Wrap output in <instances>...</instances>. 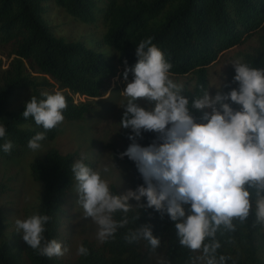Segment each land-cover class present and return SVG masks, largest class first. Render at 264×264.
<instances>
[{
    "label": "trees",
    "instance_id": "1",
    "mask_svg": "<svg viewBox=\"0 0 264 264\" xmlns=\"http://www.w3.org/2000/svg\"><path fill=\"white\" fill-rule=\"evenodd\" d=\"M50 2L74 20L101 21L105 27L101 42L108 46L109 53L86 47L81 40L54 36L45 18ZM261 29L264 0H0V55L5 57L4 61L0 57V124L6 127L5 137L0 138V159L15 155L17 147L28 146L36 132L44 131L33 118L24 119L22 115L32 96L41 99V92L60 91L67 101L65 119L82 120L90 111V104L74 102L73 94L87 98L104 95L119 71L135 65L136 47L148 37L153 38L172 64L170 74L193 76V88L184 86L183 93L191 100L208 88V67L218 56ZM242 61L264 68V33L260 34L257 46L243 54ZM234 75L233 69L223 92L238 86L233 82ZM193 114L202 115L195 110ZM58 130L59 125L49 130L44 141L54 140ZM125 130L131 134L130 129ZM142 135L143 139L138 140L144 146L156 138L151 132ZM9 140L13 148L5 153L2 146ZM122 152L113 151L112 158L129 167L135 189L143 180L133 161L120 158ZM79 158L76 153L50 148L29 163L31 178L43 187L35 213L51 217L46 225L47 239L59 241L61 207L67 191L76 182L71 165ZM85 163L91 166L89 161ZM110 188L121 194L115 187ZM5 191V184L0 182V201ZM255 199L253 191L249 217L243 223L235 220L234 232L217 233L221 243L218 255L230 257L226 264H264V224L256 219ZM141 202L146 204V198ZM129 203L134 207L128 213L130 223L107 242L96 245L83 240L89 255H77L74 259L41 256L14 231L7 237L9 223L0 213V264H148L155 254H159L156 264H199L196 257L200 253L180 246L175 222L166 214L161 217L153 209H136L135 200ZM121 218L122 213L114 214V219ZM145 223L153 225V234L161 241L155 252L145 241L129 244L124 239L128 229Z\"/></svg>",
    "mask_w": 264,
    "mask_h": 264
},
{
    "label": "clouds",
    "instance_id": "2",
    "mask_svg": "<svg viewBox=\"0 0 264 264\" xmlns=\"http://www.w3.org/2000/svg\"><path fill=\"white\" fill-rule=\"evenodd\" d=\"M135 54L137 62L126 66L123 73L125 81L129 73L132 79L121 92L127 102L120 127L131 130L127 137L131 143L119 155L134 162L143 184L114 193L109 181L85 163L82 155L71 165L82 216L90 217L97 226V239L107 242L130 223L128 213L134 207L129 201L135 200L136 209H153L175 222L180 246L200 253L196 257L199 264H226L230 257L218 255L221 243L217 233L234 232L235 220H247L253 191L256 219L264 224V68L238 59L232 63L237 87L226 93L219 88L214 95L208 88L202 89L190 100L183 94L184 85L170 78L172 64L152 37L140 41ZM40 95L41 99L32 96L22 113L24 119L33 118L44 130L28 141L32 151L42 147L49 130L63 123L67 108L60 91ZM140 99L154 107H141ZM193 110L202 115L195 116ZM143 132L156 134L147 146L138 142ZM5 135L6 127L0 124V138ZM2 148L10 153L13 143L9 140ZM117 212L122 213L120 220L114 219ZM50 220L49 215L35 213L17 219L15 225L39 255L62 257L69 249L61 241L45 237ZM124 239L129 244L145 241L152 252L161 245L151 223L128 229ZM77 254L87 256L89 249L80 245Z\"/></svg>",
    "mask_w": 264,
    "mask_h": 264
},
{
    "label": "rangeland",
    "instance_id": "3",
    "mask_svg": "<svg viewBox=\"0 0 264 264\" xmlns=\"http://www.w3.org/2000/svg\"><path fill=\"white\" fill-rule=\"evenodd\" d=\"M45 13L46 22L52 27L54 36L64 38L68 41L84 42L86 47L93 48L98 52L109 53L108 46L101 42L105 27L101 21L84 23L74 20L72 16L59 9L52 2L47 5ZM261 29L252 36L246 38L243 43L223 51L218 58L208 67V90L214 95L217 89L224 91L229 83V75L234 69L232 63L242 60L243 54L257 46ZM5 60L3 55H0ZM123 73H117L110 81V85L104 95L100 97L87 98L73 94L74 102H88L90 111L84 115L82 120L68 121L64 119L59 125V130L52 141H41L42 147L38 151H32L25 147H17L15 155L0 159V182L6 186V191L1 197L0 213L9 227L6 235L9 237L14 231L17 232L15 221L25 219L35 213L40 204L43 187L35 182L29 173V163L43 156L50 148H56L63 153L73 152L78 156L84 155L91 163L94 170L100 171L102 178L109 181L110 187H115L121 194L128 189H133L131 172L127 165L112 158L113 151H125L131 141L127 138L126 130L120 127V122L125 112L123 107L127 98L122 95L123 89L128 81L123 79ZM170 78L178 84L193 88L194 78L192 75H174ZM221 86V87H220ZM48 89V88H47ZM137 103L146 109L154 107V104L145 99ZM138 142L144 146L139 140ZM105 167L109 168L104 172ZM79 195L76 192V182L65 197L61 207L59 228L60 238L63 245L69 251L63 258L74 259L77 249L83 240L99 244L97 239V226L91 218H83V209L77 203ZM159 254L152 255L148 264H156Z\"/></svg>",
    "mask_w": 264,
    "mask_h": 264
}]
</instances>
